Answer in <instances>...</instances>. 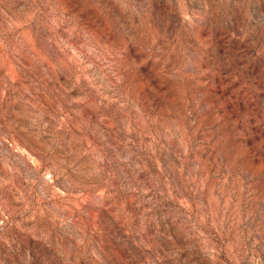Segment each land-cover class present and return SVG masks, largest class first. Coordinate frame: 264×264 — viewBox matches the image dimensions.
I'll list each match as a JSON object with an SVG mask.
<instances>
[{
	"label": "rangeland",
	"instance_id": "obj_1",
	"mask_svg": "<svg viewBox=\"0 0 264 264\" xmlns=\"http://www.w3.org/2000/svg\"><path fill=\"white\" fill-rule=\"evenodd\" d=\"M251 7L0 0V264H264Z\"/></svg>",
	"mask_w": 264,
	"mask_h": 264
},
{
	"label": "clouds",
	"instance_id": "obj_2",
	"mask_svg": "<svg viewBox=\"0 0 264 264\" xmlns=\"http://www.w3.org/2000/svg\"><path fill=\"white\" fill-rule=\"evenodd\" d=\"M145 3H147V0H145ZM255 10H259L260 12L264 13V11H262V10H264V3H262L261 0H252V7L250 9L251 19H250L249 24H248L250 31L253 27H255L257 30L264 28V23H259V22L254 23V11ZM226 25L228 27H231V24L228 23L227 21H226ZM70 38H71V34H70ZM67 47H69V48L72 47V44L68 43ZM161 148H163V145H161ZM3 224H4V221L0 220V227H2Z\"/></svg>",
	"mask_w": 264,
	"mask_h": 264
}]
</instances>
